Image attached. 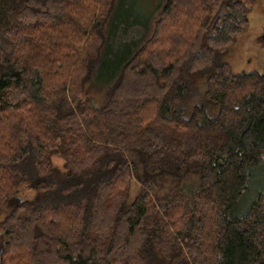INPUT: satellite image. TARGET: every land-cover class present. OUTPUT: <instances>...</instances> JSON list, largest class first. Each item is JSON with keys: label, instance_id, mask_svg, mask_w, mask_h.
Instances as JSON below:
<instances>
[{"label": "trees", "instance_id": "1", "mask_svg": "<svg viewBox=\"0 0 264 264\" xmlns=\"http://www.w3.org/2000/svg\"><path fill=\"white\" fill-rule=\"evenodd\" d=\"M255 3L0 0V264H264Z\"/></svg>", "mask_w": 264, "mask_h": 264}, {"label": "rangeland", "instance_id": "2", "mask_svg": "<svg viewBox=\"0 0 264 264\" xmlns=\"http://www.w3.org/2000/svg\"><path fill=\"white\" fill-rule=\"evenodd\" d=\"M148 10L146 0H120L116 11V22L119 21L120 24L132 22L134 26L140 27L139 24L143 22ZM126 15H129V17H125ZM128 29L130 30L131 27L129 26ZM126 45L127 39L116 37L115 53L125 49ZM224 58L231 63L233 70L236 72L262 70L264 66V0H256L250 13L249 29L238 36L236 42L224 54ZM104 71L102 69V73ZM55 162L57 165L62 166L63 160L55 157ZM257 179L256 176L251 179L248 190L235 209V214L242 213L260 189H263L262 183ZM137 188L138 186L134 182V191ZM32 194L33 191L29 190L21 195L29 197Z\"/></svg>", "mask_w": 264, "mask_h": 264}]
</instances>
